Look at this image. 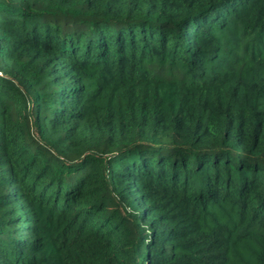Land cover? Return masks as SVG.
<instances>
[{"label":"trees","instance_id":"trees-1","mask_svg":"<svg viewBox=\"0 0 264 264\" xmlns=\"http://www.w3.org/2000/svg\"><path fill=\"white\" fill-rule=\"evenodd\" d=\"M0 264H264V0H0Z\"/></svg>","mask_w":264,"mask_h":264}]
</instances>
